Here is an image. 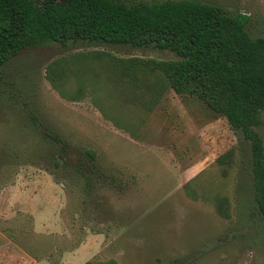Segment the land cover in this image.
I'll return each instance as SVG.
<instances>
[{"label": "rangeland", "instance_id": "obj_1", "mask_svg": "<svg viewBox=\"0 0 264 264\" xmlns=\"http://www.w3.org/2000/svg\"><path fill=\"white\" fill-rule=\"evenodd\" d=\"M189 1L264 37V0ZM173 60L52 42L0 67V264H264L250 146L145 66Z\"/></svg>", "mask_w": 264, "mask_h": 264}, {"label": "trees", "instance_id": "obj_2", "mask_svg": "<svg viewBox=\"0 0 264 264\" xmlns=\"http://www.w3.org/2000/svg\"><path fill=\"white\" fill-rule=\"evenodd\" d=\"M248 22L246 15L189 0H0V67L25 49L52 42L174 52L178 60L145 66L177 95L195 97L225 117L249 144L255 202L264 219V144L257 132L264 110V37L251 38ZM86 155L95 160L93 152Z\"/></svg>", "mask_w": 264, "mask_h": 264}]
</instances>
